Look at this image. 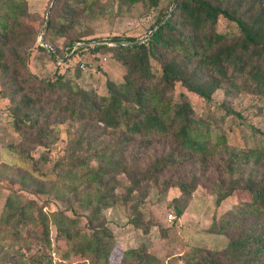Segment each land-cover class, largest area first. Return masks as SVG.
Listing matches in <instances>:
<instances>
[{"label":"trees","instance_id":"16d2710c","mask_svg":"<svg viewBox=\"0 0 264 264\" xmlns=\"http://www.w3.org/2000/svg\"><path fill=\"white\" fill-rule=\"evenodd\" d=\"M85 2L56 0L36 38L27 1L0 0V97L8 100L4 117L19 136L7 148L31 164V170L15 164L6 171L33 195L22 202L9 191L4 198L0 264H52L60 238L77 261L111 264L115 239L102 211L114 203L116 176L127 174L137 187L164 172L162 189L180 191L172 199L178 216L196 187L208 185L218 206L230 205L214 231H237L221 250L193 249L186 264H264V142H253L262 131L247 123V116H264V0H179L144 41L113 35L62 45L74 57L106 54L123 67L119 79L106 77L105 94L80 83L87 65L80 58L70 75L56 70L42 78L28 69L34 44L57 57L60 39L88 9ZM220 20L234 28L231 33L219 30ZM220 90L219 101L214 95ZM242 93L255 97L247 111L234 105ZM190 95L202 102L200 110ZM245 123L249 132L241 128ZM63 133L67 143L52 164V178L39 165L50 161ZM153 146L157 151L144 165ZM188 163L199 172L176 175ZM69 193L90 207L88 231L78 227L81 212L72 216L58 209L49 218L43 204L36 205L35 195ZM34 239L51 254L24 258ZM118 264L163 260L140 244L122 250Z\"/></svg>","mask_w":264,"mask_h":264},{"label":"rangeland","instance_id":"374dc122","mask_svg":"<svg viewBox=\"0 0 264 264\" xmlns=\"http://www.w3.org/2000/svg\"><path fill=\"white\" fill-rule=\"evenodd\" d=\"M26 1L28 4L27 22L33 25L37 38L43 32L46 18H48L56 0ZM178 1L86 0L85 3L88 9L79 12L74 28L68 32L66 38L60 39L59 48L56 49L57 57L38 49L34 44L28 49V69L42 78L53 77L56 70L70 75L80 58L87 61V65L84 64V73L79 79L80 83L85 87L94 88L99 93L105 94L106 77L119 79L123 67L106 54L83 52L78 55L79 57H74L71 52L65 51V47L62 45L76 38L82 40L95 38V40H98V38L113 35L137 37L140 41H144L150 28L156 24V20L165 12H172L174 4ZM232 29L234 28L228 25L225 20H220L219 30L229 34ZM214 97L220 101L222 99L221 90L215 93ZM190 98L196 106L195 108L200 110L202 102L196 96L190 95ZM254 101L255 97L253 95L242 93L234 100V105L239 110H246ZM7 104L8 100L0 97V221L5 215L3 201L9 191L16 192L18 199L22 202L33 196L29 190L23 189L18 183L10 181L9 172L6 171L15 164H20L24 169L31 170L29 161L17 157L7 148L8 144L17 142L19 139L17 133L13 131L12 125L4 117ZM247 123L262 131V135H255V141L253 142H264V116H247ZM240 125L245 132H249L250 126L248 124ZM66 143L67 135L63 133L54 147L50 161L39 165L44 175L54 177L52 164L63 153ZM156 151L157 147L153 146L146 152L143 158L144 165L153 158L152 155ZM34 153L37 154L38 151ZM192 172H199L197 165L188 163L183 170H178L176 175L183 177ZM167 176L168 173L164 172L156 181L143 183L137 187L131 185L127 174L116 176L114 180V203L102 211L105 222L115 239L111 264H118L122 250L140 244H143L150 253L161 258L163 264H186L193 249L221 250L226 246L228 239L237 232L234 229H230L226 233L214 231L213 224L220 220L221 213L230 205L218 206L208 185L199 184L196 187L190 195L182 214L178 216L172 199L179 196L180 191L176 186L162 189L161 181ZM35 196L37 199L36 205L43 204L41 210L49 218L50 212L58 209L72 216H76V212H81L77 214L79 216L78 227L88 231L87 216L90 207L87 209L82 207L79 194L75 196L69 193L64 198L45 197L44 195ZM239 197L244 198L242 194ZM170 215L173 217L171 218ZM146 227L148 231L145 233L144 228ZM55 234V228L50 224V236L53 245ZM34 240V243L26 251L24 258L29 259L31 256L42 253L51 254V248L44 247L40 241ZM52 258V264H61L58 259L68 260L71 262L70 264H89L88 262L77 261V258L68 252L61 238L58 239L57 254H52Z\"/></svg>","mask_w":264,"mask_h":264},{"label":"built area","instance_id":"2783aa9c","mask_svg":"<svg viewBox=\"0 0 264 264\" xmlns=\"http://www.w3.org/2000/svg\"><path fill=\"white\" fill-rule=\"evenodd\" d=\"M39 42H40V44L42 45V46H44V47H49V46H47V44H45L43 41H42V37H39ZM170 217L172 218L173 216H171L170 215Z\"/></svg>","mask_w":264,"mask_h":264},{"label":"water","instance_id":"95a60500","mask_svg":"<svg viewBox=\"0 0 264 264\" xmlns=\"http://www.w3.org/2000/svg\"><path fill=\"white\" fill-rule=\"evenodd\" d=\"M177 1V0H176ZM54 2V1H53ZM53 4V3H52ZM52 6V5H51ZM47 19V18H46Z\"/></svg>","mask_w":264,"mask_h":264}]
</instances>
